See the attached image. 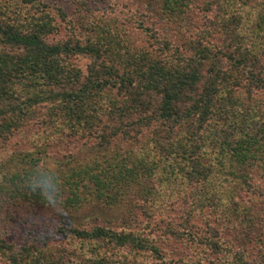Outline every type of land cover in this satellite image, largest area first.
I'll return each instance as SVG.
<instances>
[{"label":"trees","instance_id":"16d2710c","mask_svg":"<svg viewBox=\"0 0 264 264\" xmlns=\"http://www.w3.org/2000/svg\"><path fill=\"white\" fill-rule=\"evenodd\" d=\"M135 1L145 14L127 26L88 8L73 23L47 0H0L1 155L17 137L30 145L0 167V213L24 209L36 231L27 206L46 198L31 176L66 138L99 156L67 183H91L106 209L130 215L89 228L63 219L17 248L1 237L0 256L264 264V0Z\"/></svg>","mask_w":264,"mask_h":264},{"label":"rangeland","instance_id":"374dc122","mask_svg":"<svg viewBox=\"0 0 264 264\" xmlns=\"http://www.w3.org/2000/svg\"><path fill=\"white\" fill-rule=\"evenodd\" d=\"M47 3L49 4L50 8L53 9V11L55 10L54 7H61L67 13V20L72 19L71 21L73 23H76V16L71 17L72 14L76 11H83L85 8H88L91 13L94 12V14L97 16L103 15L108 19L113 18L127 26H130L127 24L129 21L132 22L131 24H134L143 20L141 16L142 14H145L144 7H140V5H138L135 0H47ZM144 20L145 26L149 27L151 19ZM57 21L60 22V18L57 17ZM66 34V27L64 23H61L58 38H64ZM135 37L137 40L141 41L145 38L144 32ZM86 63V59L77 60V64L79 66L84 67ZM31 134L32 133L29 132L26 137H29ZM23 138L20 139L17 137V139L11 140L12 143L8 148V151L4 154L1 155L0 151V167L7 164L5 163L4 158L7 160L8 157L13 153L17 155L18 158H20V152L30 149V145L28 142L23 140ZM61 141L59 140L54 144V146L47 150V155L43 159V163L38 168L40 174L52 175L54 177L59 201L58 207H52L48 203L47 199L43 200V203L41 204H28L27 208H34L37 212V215L35 214V216L36 220L39 222V227L36 228V231H33L30 225L32 220L31 215L28 214L24 209H19L17 215H14L13 218L0 213V238L4 237L7 242L14 244L16 248L31 238L36 237V232H42V230L55 231L57 224L63 219L89 228L95 224H102L104 221H114L116 224H119L121 218H130V215H128L129 212L126 208L121 209V212L108 208L106 209L102 201H98L95 197L88 194V191L83 188V184H89L92 186L91 183H86L83 181V183L78 184V187H73L72 184L67 183L68 181L73 183V172L78 171L79 168L84 167L85 164H91V162H93L95 158H99V156L97 149H92L90 145H81L80 142H72L66 138L61 139ZM15 165L16 164L14 163L13 166L15 167ZM40 174L37 175L35 173L33 174V177L31 176L32 183L35 186H37L35 184L36 178L38 176H42ZM0 179H2V175H0ZM72 192L78 196L77 199H79V201L73 199ZM70 197L73 199V201L70 202H74L71 203V205L68 201ZM0 201L3 202V204L7 202L4 199H1ZM130 205L132 206V203ZM131 214L137 216L135 218L136 221L140 218V213L137 209V206H135L133 213ZM54 237L56 242L61 241L66 243V240L61 239V237ZM63 249V246L59 248L60 251ZM59 250L57 247L55 252ZM0 264L8 263L0 256Z\"/></svg>","mask_w":264,"mask_h":264},{"label":"clouds","instance_id":"9594fccd","mask_svg":"<svg viewBox=\"0 0 264 264\" xmlns=\"http://www.w3.org/2000/svg\"><path fill=\"white\" fill-rule=\"evenodd\" d=\"M35 184L41 188L43 196L52 207H58L59 201L56 192V184L52 175L38 176Z\"/></svg>","mask_w":264,"mask_h":264}]
</instances>
